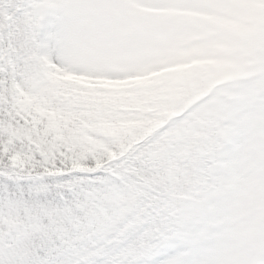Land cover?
Masks as SVG:
<instances>
[{"label": "snow or ice", "instance_id": "1", "mask_svg": "<svg viewBox=\"0 0 264 264\" xmlns=\"http://www.w3.org/2000/svg\"><path fill=\"white\" fill-rule=\"evenodd\" d=\"M0 264H264V0H0Z\"/></svg>", "mask_w": 264, "mask_h": 264}]
</instances>
